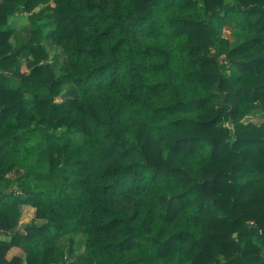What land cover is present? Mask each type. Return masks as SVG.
Returning <instances> with one entry per match:
<instances>
[{"label":"trees","instance_id":"obj_1","mask_svg":"<svg viewBox=\"0 0 264 264\" xmlns=\"http://www.w3.org/2000/svg\"><path fill=\"white\" fill-rule=\"evenodd\" d=\"M236 2L0 3V29L31 23L19 47L0 32V214L21 219L7 198L25 194L46 221L24 237L45 245L42 264L67 236L65 264H264V0ZM44 40L64 51L59 73ZM255 105L262 119L245 123Z\"/></svg>","mask_w":264,"mask_h":264},{"label":"rangeland","instance_id":"obj_2","mask_svg":"<svg viewBox=\"0 0 264 264\" xmlns=\"http://www.w3.org/2000/svg\"><path fill=\"white\" fill-rule=\"evenodd\" d=\"M6 0H0V3L4 2ZM225 5H237L236 0H225ZM26 21V22H24ZM27 26H31L30 21L28 20V14L27 13H19L16 16L10 18L9 23L6 27H3L0 29V32L3 30H8L11 29L14 34L13 37H11L10 41L14 47H19L22 44V32L24 31V28ZM45 32H48L49 29L45 28L44 30ZM238 35V32L230 27H225L223 29V33L221 35L222 38H228L230 39L233 44L236 42V36ZM43 44L46 46V48L48 49V52L50 54V64L52 65V67L55 69L56 73H59V69L62 65H64V62L66 60V56L64 54V51L62 50L61 47H59L58 45H56L55 43L49 41V40H44ZM213 55H217L218 54V50L216 48L213 49L212 51ZM35 67V61L33 59V57L29 54H25L23 55L20 60H19V69H18V73H22V74H29V72H31ZM226 74H229V72L227 70H225ZM9 85L10 87H17L18 86V80L16 77L12 76L10 78L9 81ZM76 96V93L73 91H68L67 95H66V99L69 98H74ZM63 100L62 97H60L58 99V101ZM262 112L263 109L261 106L259 105H255L252 108V111L250 113H248L244 119L245 123H249L251 121L254 122H258L262 119ZM230 129L233 130L232 126L229 125ZM59 133H63L64 135H67V137L71 138L72 142L76 143L78 140H80V135L77 134H71V133H64V129H60L58 131ZM62 161V158H61ZM32 187H34L35 189L40 188L41 186L36 183V182H32L31 183ZM59 187L62 188L65 193L72 195V190L70 188L69 184H65V182H63V180L61 182H59ZM25 198V194L22 192H20L19 190V194L16 197H11V198H7L9 199V201H17L20 203V209L22 211V217L21 220H25L27 219L29 216L33 215V209L32 207L29 206H25L23 205V201ZM35 216V213H34ZM36 219V217H35ZM39 220V219H36ZM22 227H24V225H22ZM19 231V230H17ZM79 240V239H78ZM59 241H63V244L60 246L63 251L65 252V254L68 256L70 253V236L64 237ZM58 241V242H59ZM77 243H74L75 246V253L74 256L80 253L84 252V247L82 245H76ZM22 255H25V253L23 252Z\"/></svg>","mask_w":264,"mask_h":264},{"label":"clouds","instance_id":"obj_3","mask_svg":"<svg viewBox=\"0 0 264 264\" xmlns=\"http://www.w3.org/2000/svg\"><path fill=\"white\" fill-rule=\"evenodd\" d=\"M20 7H23V5H20ZM40 7H44V5H41ZM261 7H264V5H261ZM35 11H40V8H36ZM109 14L110 12L105 13L104 15L107 16ZM226 121L227 114H225L222 123H225ZM152 134L153 136L158 137L160 133L159 130L152 129ZM165 144L171 146L172 138L168 137ZM165 144H158L157 148L163 149ZM204 163L207 164L208 161H205ZM12 186H15L14 183ZM6 190L7 189H5V191ZM32 211L33 215L25 220L20 219L18 210L9 211L5 209L3 214H0V250H5L2 253L3 258L0 259V264H13L17 257H21L19 264H42L45 245L42 242L38 243L35 240L30 242L24 238L27 235L25 228H38L46 222L45 220H36L34 216L36 209H33ZM145 212H147V209H145ZM22 225H24V227H22ZM17 230L21 231L23 235L19 237V242L14 244L13 239ZM62 244L63 241L57 242V247L59 248ZM26 246L30 251L27 255H22ZM53 255L54 258L49 259L47 264H65L66 260L71 259V257L66 254L62 255L60 252H56ZM79 264H86V262L81 261Z\"/></svg>","mask_w":264,"mask_h":264},{"label":"crops","instance_id":"obj_4","mask_svg":"<svg viewBox=\"0 0 264 264\" xmlns=\"http://www.w3.org/2000/svg\"><path fill=\"white\" fill-rule=\"evenodd\" d=\"M263 113V112H262Z\"/></svg>","mask_w":264,"mask_h":264}]
</instances>
